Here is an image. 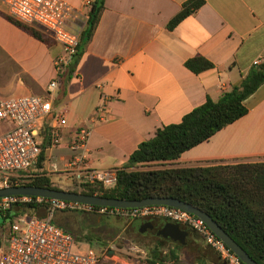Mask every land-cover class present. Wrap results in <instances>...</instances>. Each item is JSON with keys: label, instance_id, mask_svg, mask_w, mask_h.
Listing matches in <instances>:
<instances>
[{"label": "crops", "instance_id": "obj_1", "mask_svg": "<svg viewBox=\"0 0 264 264\" xmlns=\"http://www.w3.org/2000/svg\"><path fill=\"white\" fill-rule=\"evenodd\" d=\"M63 1L89 12L85 3L96 0ZM187 1L106 0L101 21L83 55L77 56L60 75L55 62L62 53L61 47H49L35 39L9 22L4 8L0 11L1 61L11 66L15 75L0 100L24 95L48 97L49 84L58 79L59 88L50 98L54 114L64 111L68 122L61 131L63 143L57 148L51 146L56 123L47 122L41 137L42 166H37L33 176H47L54 185L69 189L79 185L74 175L67 173V165L76 155L70 147L81 129L91 131L83 170L118 171L128 165L138 146L155 137L159 129L181 123L208 98L220 100L224 93L240 85L254 64L264 62V0H206L195 15L175 29H168ZM195 57H204L214 69L194 74L185 63ZM245 105L249 110L246 116L170 166L263 162L264 85ZM8 129L9 125L0 127V135ZM59 213L66 212L56 213L54 222L68 232L64 227L68 223L66 217L59 216L55 221ZM144 221L147 223L143 226L159 228L161 234L155 237L156 247L150 254H143L151 264L163 263L171 253L178 256L174 247L181 252L197 248L199 259L226 264L197 232L190 234L183 246L163 234L169 221ZM164 243L171 245L165 255L158 248ZM154 251H158V259L152 254ZM136 256L126 260L136 262Z\"/></svg>", "mask_w": 264, "mask_h": 264}, {"label": "trees", "instance_id": "obj_2", "mask_svg": "<svg viewBox=\"0 0 264 264\" xmlns=\"http://www.w3.org/2000/svg\"><path fill=\"white\" fill-rule=\"evenodd\" d=\"M105 2L106 0H96L91 4L79 57L83 55L101 21ZM205 4L206 0L187 1L180 13L170 21L168 29H175ZM6 18L47 46L55 45L43 32L10 17ZM185 66L196 75L214 69V65L204 57L190 59ZM70 72H73V67ZM263 85L264 62L254 64L244 75L240 85L224 93L220 100L208 98L202 106L187 114L181 123L165 126L157 131L155 137L141 143L130 156L128 165L118 170L117 185L114 188L107 189L102 184L95 183L84 185L81 193L128 201L173 198L191 204L210 215L258 264H264V161L210 167L170 166L186 152L209 141L218 132L246 116L249 112L246 100ZM42 161L41 156L38 168H41ZM155 164L163 167L144 169ZM25 179L28 182H24ZM24 185L56 189L51 179L43 175L10 183V186ZM22 215L46 218L47 201L44 200L42 204H15L7 210L0 209V230L10 225V233L15 220ZM3 242L0 236V246ZM152 254H156L155 258L158 259V251ZM171 261L182 264L175 253H171L163 263Z\"/></svg>", "mask_w": 264, "mask_h": 264}, {"label": "built area", "instance_id": "obj_3", "mask_svg": "<svg viewBox=\"0 0 264 264\" xmlns=\"http://www.w3.org/2000/svg\"><path fill=\"white\" fill-rule=\"evenodd\" d=\"M91 4V1H87L84 6L90 9ZM2 9L7 17L43 32L61 47L62 53L55 62L58 75L78 56L83 32L89 20L88 12L76 9L63 0H0V11ZM58 88L59 82L55 79L48 86V97L24 95L0 100V127H10L0 135V185L3 188L9 187L14 180L33 176L42 155L41 134L49 120L56 123L52 129L51 146L57 148L62 145L61 131L68 126V122L64 111L54 114V105L50 98ZM90 135L91 131L88 129H81L76 133L70 147L76 155L68 163L67 173L73 174L82 186L100 183L107 189L114 188L117 185L118 171L82 168ZM44 200L48 204L47 217L41 219L29 216L28 221L18 218L20 223H14L8 237L0 246V264H151L144 255H137V261L129 263L108 249L98 252L86 247L85 243L77 242L72 234L55 224L54 217L58 212L119 217L129 221H172L200 234L226 264H244L201 219L168 206L124 210L39 197L14 196L0 199V209L7 210L15 204H42ZM109 253L113 255L110 256Z\"/></svg>", "mask_w": 264, "mask_h": 264}, {"label": "rangeland", "instance_id": "obj_4", "mask_svg": "<svg viewBox=\"0 0 264 264\" xmlns=\"http://www.w3.org/2000/svg\"><path fill=\"white\" fill-rule=\"evenodd\" d=\"M14 77L15 75L11 71V66L2 63L0 56V94H3L2 91H5V93L9 91V85L13 83ZM162 167V165L155 164L144 169H158ZM24 182H28V180ZM53 186L58 190L81 193L84 185H75L71 189L62 185L56 186L53 184ZM0 188L3 187L0 185ZM59 216L68 219V223L64 224L68 232L70 231L78 241H85L86 247L89 246L98 252L103 249L106 251L110 250L111 252H115L120 259L125 260L132 255H148L156 247V238L146 233L149 227L143 226L144 220L129 221L128 219L119 217H99L94 214L66 212L59 213L55 221H57ZM21 218L23 221L29 220L28 215H22ZM15 221V223H20L19 219ZM10 227L8 225L0 230V236L3 240L8 237ZM170 246V243H164L158 248L165 255V252L169 253L168 248ZM173 251L177 252L178 256L182 258L183 264H210L205 259H199L200 254L197 248H186L182 249L181 252L178 247H174ZM110 264L115 263L111 262Z\"/></svg>", "mask_w": 264, "mask_h": 264}, {"label": "water", "instance_id": "obj_5", "mask_svg": "<svg viewBox=\"0 0 264 264\" xmlns=\"http://www.w3.org/2000/svg\"><path fill=\"white\" fill-rule=\"evenodd\" d=\"M24 196L39 197L57 201L75 202L85 205H92L105 208L116 209H139L149 206H168L190 213L201 219L212 233L220 239L244 264H258L250 255L228 234L218 223L207 213L192 206L191 204L173 198H149L143 201H128L122 199H110L101 196H91L77 192H69L50 188H40L35 186H9L0 188V199ZM150 225V224H149ZM151 226V225H150ZM165 236L173 238L181 245L187 244V239L191 234L182 225L169 221L164 225Z\"/></svg>", "mask_w": 264, "mask_h": 264}, {"label": "flooded vegetation", "instance_id": "obj_6", "mask_svg": "<svg viewBox=\"0 0 264 264\" xmlns=\"http://www.w3.org/2000/svg\"><path fill=\"white\" fill-rule=\"evenodd\" d=\"M186 230H190L191 231V234H194L193 232H194V230H192V229H189V228H185ZM147 233H149V234H151V235H153L154 237H158L159 235H161L160 234V229L159 228H157V229H155V227L153 228V229H148L147 230Z\"/></svg>", "mask_w": 264, "mask_h": 264}]
</instances>
